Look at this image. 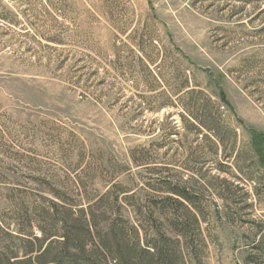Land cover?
<instances>
[{"label":"rangeland","instance_id":"374dc122","mask_svg":"<svg viewBox=\"0 0 264 264\" xmlns=\"http://www.w3.org/2000/svg\"><path fill=\"white\" fill-rule=\"evenodd\" d=\"M250 127L264 0H0V264H40L68 209L158 227L174 264H264Z\"/></svg>","mask_w":264,"mask_h":264},{"label":"trees","instance_id":"16d2710c","mask_svg":"<svg viewBox=\"0 0 264 264\" xmlns=\"http://www.w3.org/2000/svg\"><path fill=\"white\" fill-rule=\"evenodd\" d=\"M219 97L222 102L228 104L223 91H220ZM248 130L251 135L252 148L264 166V132L253 127L248 128ZM175 192L180 197L190 200L186 194L177 190ZM155 207L148 206V213L140 211V209L138 212H141L143 217L147 216L148 221L153 223L150 219L153 218L152 211ZM107 216L105 213L103 215H96L92 211L89 213L84 209L78 211V215L74 216L71 209H68L65 212V218H63V225L60 226L57 223L59 226L57 233L49 234L42 229V235L34 237L35 247L29 249L27 254L36 251L35 259L40 264H112V262L114 264H157L159 261H155V258L158 256L161 258L160 264H174L167 243L164 239H160L163 235L158 227L155 230L158 240H162V244L154 240L153 248H150L149 245L141 247L140 241L136 239L137 233H139L137 226L105 221L107 222L105 226L108 228L105 231L100 220ZM194 219L196 220V216ZM173 225L177 229L184 228L187 230L186 228H188L185 222ZM131 232L134 233V242H130L128 239ZM56 236L62 238L61 242L58 238H54ZM145 239L146 243L149 244L147 237ZM58 243L60 246L57 245Z\"/></svg>","mask_w":264,"mask_h":264}]
</instances>
